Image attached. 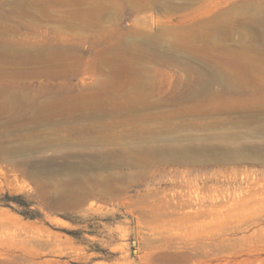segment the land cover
<instances>
[{"label": "rangeland", "instance_id": "374dc122", "mask_svg": "<svg viewBox=\"0 0 264 264\" xmlns=\"http://www.w3.org/2000/svg\"><path fill=\"white\" fill-rule=\"evenodd\" d=\"M262 6L264 0H0V264H264V196L246 199L242 190L264 175L263 163L208 167V176L216 175L208 190L204 174L200 181L186 174L192 165L158 163L148 167L153 182L126 191L131 205L58 192L74 177L102 172L85 168L90 151L102 147L86 140L89 131L132 128L137 123L121 113L143 104L155 105L147 114L186 112L192 104L176 97L193 84L187 63L197 55L228 62L251 86L243 97L204 104L220 110L262 101L264 89L253 90L264 82V25L253 20ZM230 123L218 131L232 126L264 148L263 133ZM194 186L204 200L197 214L171 196Z\"/></svg>", "mask_w": 264, "mask_h": 264}, {"label": "bare ground", "instance_id": "6f19581e", "mask_svg": "<svg viewBox=\"0 0 264 264\" xmlns=\"http://www.w3.org/2000/svg\"><path fill=\"white\" fill-rule=\"evenodd\" d=\"M261 9L259 11H262ZM261 15V19H258V16H256L253 20L255 21V19H257V22L258 20H260V22L264 25V12H262ZM255 22L253 23L255 24ZM238 25H243V23L238 22ZM253 26L254 25H252V27ZM215 27L216 28L213 31V38L216 39L215 35H218V31L216 29L219 28V26L215 25ZM219 31L221 32L220 29ZM210 40L211 39H209V41ZM262 48L263 47H261V49ZM170 51V54L174 52L173 49H170ZM159 56H161V53L159 54ZM199 57L200 56L197 55V57H194V59H192L190 63H187L189 64L188 67L192 69L191 71L194 74L193 84L186 89L183 88L182 93H180V95L176 97L179 103L182 102L183 104H192L190 107L186 106V110L188 112L185 110L186 112L184 113L179 112L177 114L175 112L176 114L169 113L165 115V113L155 114L153 110L152 112L147 114L145 111H148V109L150 108L152 110V108H155V105L143 104L140 106L131 107L124 113H121V117L128 113L129 115H131L130 121L132 123H137L132 128L125 129L123 131H113L106 129L89 131L90 136L88 135L87 137L89 138H86V140L89 143L94 144H98L99 142L101 143L100 146L102 147L90 151V153L88 154L89 156L86 159V161L89 160V162L87 161L88 165L85 168L89 170L93 168L99 169V171L102 172L90 173L88 172V170L86 171V173L88 172L86 176L74 177L70 182L62 184L61 189L58 191L60 192L61 197H80L82 198V200H85V198L87 199V197L98 196L105 199H120L123 203L131 205L130 200H128V198L125 196L126 191H128V189L133 186H142L153 182L155 173L148 172V167H152L153 165H156L158 163L175 164L182 166L192 165L194 169L188 171V173H185L188 175H194V178L197 181H200L201 174H204L206 178H203V189L207 190V182L214 181L216 178L215 174H211L208 176L209 172H206L205 170L208 167L219 164L230 165V163L254 164L260 162L264 164V152L262 150L263 147L258 146L255 143V141L257 142L258 140H247V136L245 137L246 132L244 135V133H240L241 131H231L232 126L230 125V128L226 131H218L221 125H224L226 127L225 124L228 125L230 122V124H232V122L235 123L240 121L247 127L251 128V126H253L250 129L253 134H264V93L261 97L262 101H251L252 103L248 101L246 102L248 104H245L243 106H230L227 109L223 108L225 110H223L222 108H219L220 110H217L216 107L213 108L208 106L209 104H204V102H202L204 101V99L229 96L231 93H234L238 97H243L251 86L245 83L247 81H243V77H236L235 74L228 69V67L224 66L225 64L228 65V59L225 61L227 63L222 66L217 65V63L212 61V59H202ZM197 61L200 64L197 63L198 67H194L193 62ZM216 61H218V59ZM222 63L224 62L222 61ZM257 86L258 87L253 88V90L258 88L264 89V82H260V84H258ZM221 115H223L224 117H222ZM215 116L216 118H214ZM158 119L159 121H157ZM124 120L129 119L124 118L121 121L123 122ZM110 125L111 122H103V124H101V126L103 127H110ZM113 127L114 126L111 125L110 129H113ZM180 128H190L194 131H197V134H192V132H190V134H184V132L183 134H180ZM198 131H200L201 133H198ZM86 134L88 133L86 132ZM256 137H258V134ZM248 138L250 137L248 136ZM83 140L84 139H82V141ZM71 142L73 143L72 140ZM237 175L238 173L235 171L234 176ZM260 176L264 175L262 174ZM260 176H256V178L254 179H248L245 181L246 186L242 189L243 198L247 199L250 196H264V184H261ZM198 187H188V189L190 190L193 189L192 191L189 190L190 192H188V194L181 191L177 193L172 192V199H177L179 206L190 208L191 213L197 214L200 208H202V206L204 205V200L200 199L198 195V191L200 190V188ZM224 198H226V196H224L223 199ZM139 201L141 202L142 199H140ZM79 203H81V201ZM170 205L172 206V204ZM192 208L195 209L193 210Z\"/></svg>", "mask_w": 264, "mask_h": 264}]
</instances>
